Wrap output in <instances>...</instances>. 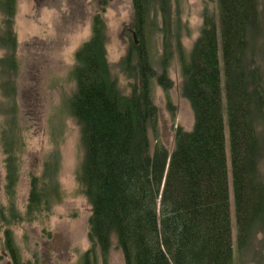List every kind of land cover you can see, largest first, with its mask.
Instances as JSON below:
<instances>
[{
    "label": "trees",
    "instance_id": "1",
    "mask_svg": "<svg viewBox=\"0 0 264 264\" xmlns=\"http://www.w3.org/2000/svg\"><path fill=\"white\" fill-rule=\"evenodd\" d=\"M152 2L158 3L162 19V25H156L162 34L163 73L158 83L168 91L171 83L165 72L176 55L182 94L194 116L191 131L174 132L171 152L157 142L151 149L148 137L150 128L155 141L158 138L151 99L155 73L147 48L154 25ZM173 2L132 0V38L122 60L129 78L138 80L130 95L121 96L110 78L104 24L98 14L90 39L75 52L76 88L69 107L80 124L85 148L78 177L91 205L92 247L85 258L97 248L104 264L113 233L124 264H233L217 23L205 11L200 34L186 52L179 30L174 31ZM14 3L0 0L6 19L12 17ZM5 23L0 43L14 46ZM218 24L236 247L241 253L258 233L264 234V74L258 63L264 52V0H218ZM0 64L5 74L0 86L7 90V58ZM5 162L9 189L16 176L12 157ZM38 185L32 178L27 213L49 209L52 201L61 199L58 184ZM5 232L7 248L18 261L11 233Z\"/></svg>",
    "mask_w": 264,
    "mask_h": 264
},
{
    "label": "rangeland",
    "instance_id": "2",
    "mask_svg": "<svg viewBox=\"0 0 264 264\" xmlns=\"http://www.w3.org/2000/svg\"><path fill=\"white\" fill-rule=\"evenodd\" d=\"M172 6L174 31L179 30L178 38L186 52L200 34L204 12L216 20L233 264H264L263 233H258L241 253L236 247L218 0H175ZM97 14L104 24L110 78L119 94L128 96L131 85L137 80L129 78L122 65L132 38V0H15L11 18L6 19L0 12V35L7 20L8 40L13 38L14 42V46L9 42L0 43V60L7 58V90L0 86V238H4L5 231L11 233L18 260L25 264H78L92 247L88 239L91 205L78 180L85 148L80 124L69 105L76 88L72 77L75 52L90 39L93 17ZM151 20L154 25L147 48L155 73L151 99L157 110L158 138L155 141L149 128V144L153 149L156 142L160 143L171 152L174 132L178 128L191 131L194 116L189 101L182 94L183 78L176 55L165 72L171 83L168 91L158 83L163 71L162 34L156 30V25H162V19L157 2L151 3ZM258 63L264 74V52ZM2 75L5 76L0 72V81ZM6 157H12L16 176L15 184L9 189L6 188ZM262 172L264 175V165ZM32 178L40 183L39 188L58 184L60 201H52L49 209L27 213ZM90 255L92 264H104L97 248ZM1 262L4 263V259ZM105 262L124 264L114 233L110 235Z\"/></svg>",
    "mask_w": 264,
    "mask_h": 264
},
{
    "label": "flooded vegetation",
    "instance_id": "3",
    "mask_svg": "<svg viewBox=\"0 0 264 264\" xmlns=\"http://www.w3.org/2000/svg\"><path fill=\"white\" fill-rule=\"evenodd\" d=\"M86 253V252H85ZM85 253H84V258L82 259L83 261L78 263V264H92V261H89V258H85ZM90 257V256H89ZM4 259V263L1 262L0 264H25L20 262L19 260H14L12 252L7 248V236L6 232H4V238H0V260Z\"/></svg>",
    "mask_w": 264,
    "mask_h": 264
}]
</instances>
